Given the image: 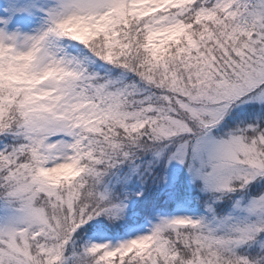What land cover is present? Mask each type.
Returning <instances> with one entry per match:
<instances>
[{
    "label": "snow or ice",
    "instance_id": "obj_1",
    "mask_svg": "<svg viewBox=\"0 0 264 264\" xmlns=\"http://www.w3.org/2000/svg\"><path fill=\"white\" fill-rule=\"evenodd\" d=\"M0 264H264V0H0Z\"/></svg>",
    "mask_w": 264,
    "mask_h": 264
}]
</instances>
